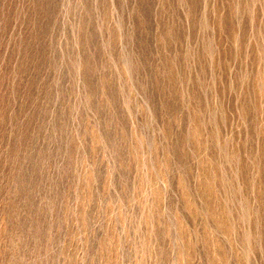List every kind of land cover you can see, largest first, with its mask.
<instances>
[{"label":"rangeland","instance_id":"1","mask_svg":"<svg viewBox=\"0 0 264 264\" xmlns=\"http://www.w3.org/2000/svg\"><path fill=\"white\" fill-rule=\"evenodd\" d=\"M0 264H264V0H0Z\"/></svg>","mask_w":264,"mask_h":264}]
</instances>
